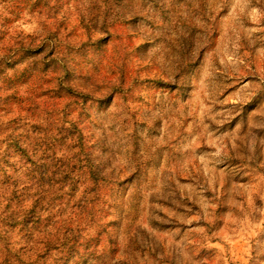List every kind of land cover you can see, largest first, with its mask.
I'll use <instances>...</instances> for the list:
<instances>
[{
    "label": "rangeland",
    "instance_id": "obj_1",
    "mask_svg": "<svg viewBox=\"0 0 264 264\" xmlns=\"http://www.w3.org/2000/svg\"><path fill=\"white\" fill-rule=\"evenodd\" d=\"M7 1L0 48L49 37L61 61L0 123L82 137L34 264H264V0Z\"/></svg>",
    "mask_w": 264,
    "mask_h": 264
},
{
    "label": "trees",
    "instance_id": "obj_2",
    "mask_svg": "<svg viewBox=\"0 0 264 264\" xmlns=\"http://www.w3.org/2000/svg\"><path fill=\"white\" fill-rule=\"evenodd\" d=\"M3 1L6 4L1 15L7 23L13 9L7 12L11 7L7 6V0ZM26 2L34 9L39 0ZM14 41V46L7 42L0 48V90L1 85L8 86L0 94V100L5 104L15 101L19 105L22 104L16 101L19 74L28 73V79L40 74L56 75V63L61 60L57 56L58 46L49 37L30 42ZM62 69L65 76L56 79L58 87L46 88L43 95L62 91L67 76V70ZM32 102L35 104L37 100ZM26 111L30 114V110ZM21 114L18 112L13 117L7 114L8 119L0 123V264H34V258H50L51 223L44 218L69 206L65 197L75 190L77 177L81 176L69 157L71 147L68 145L74 141L81 144L82 137L63 135L57 143L43 129L36 127L31 116L27 119L29 122L24 123ZM78 203L80 210L87 206L86 200Z\"/></svg>",
    "mask_w": 264,
    "mask_h": 264
},
{
    "label": "snow or ice",
    "instance_id": "obj_3",
    "mask_svg": "<svg viewBox=\"0 0 264 264\" xmlns=\"http://www.w3.org/2000/svg\"><path fill=\"white\" fill-rule=\"evenodd\" d=\"M260 103H264V99H262V100H258V101H257V105L260 104ZM255 106H256V105H253V108H255Z\"/></svg>",
    "mask_w": 264,
    "mask_h": 264
}]
</instances>
